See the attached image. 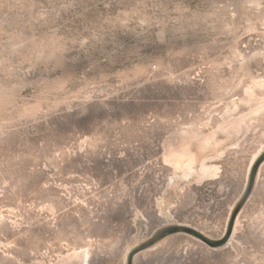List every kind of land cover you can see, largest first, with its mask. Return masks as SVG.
Segmentation results:
<instances>
[{"label": "rangeland", "instance_id": "obj_1", "mask_svg": "<svg viewBox=\"0 0 264 264\" xmlns=\"http://www.w3.org/2000/svg\"><path fill=\"white\" fill-rule=\"evenodd\" d=\"M157 3L0 0V264H264V0Z\"/></svg>", "mask_w": 264, "mask_h": 264}, {"label": "snow or ice", "instance_id": "obj_2", "mask_svg": "<svg viewBox=\"0 0 264 264\" xmlns=\"http://www.w3.org/2000/svg\"><path fill=\"white\" fill-rule=\"evenodd\" d=\"M186 3L188 4H192V7H181V8H177L175 9V11L180 14L181 16L183 15H187L190 19L193 20H198L201 19L205 10L211 6V7H215L214 5H210L209 0H186ZM86 2L83 5V7L86 8ZM121 7H123V5H120ZM154 6L159 7L161 9L165 8L166 6V0H158V3L155 4ZM62 7H67V5H62ZM246 34V33H245ZM194 38L199 40L201 37H199L198 34H193ZM239 45V37H237L234 41H233V52L234 55L241 61L243 62V57L240 56L239 51L237 50V47ZM208 51L207 48H201V52L206 54ZM255 55L253 54L252 56L249 57V60H254L255 59ZM261 56H264V53L260 54ZM262 63H264V61H262ZM256 70V65L253 64V71ZM262 71H264V69H262ZM262 83H264V77H262ZM57 155L59 156L60 154L57 153ZM121 156L124 157V154L121 153ZM137 183H139V181H137ZM45 187H47V185H45ZM237 211H239V209H237ZM226 215V213H225ZM232 220L235 221V215H233ZM16 227L15 223H11L9 224L8 222H4V223H0V230H4L7 232H11L14 228ZM229 231L231 232V226L229 228ZM242 236L241 234L238 232L237 234V239H241ZM30 240V237H25L23 234H21L20 237H17V242L20 244H25ZM0 247H4V246H0ZM7 248H11V249H15L16 248V244L13 243H9L6 245ZM231 249L229 250V252H220V251H214L211 250L209 248H201L199 249L197 255L199 256V261L198 264H234L232 258H231ZM5 255H7V253H4ZM12 259H15L14 257ZM236 259H239V257L237 256Z\"/></svg>", "mask_w": 264, "mask_h": 264}, {"label": "bare ground", "instance_id": "obj_3", "mask_svg": "<svg viewBox=\"0 0 264 264\" xmlns=\"http://www.w3.org/2000/svg\"><path fill=\"white\" fill-rule=\"evenodd\" d=\"M191 136L197 139L198 137H201V134L194 131ZM202 138H203L202 139L203 142L210 143L209 137L202 136ZM166 147H167L169 157H172V160L174 161L176 165H180V161L182 160H187L190 163H194L198 161L197 152L196 150H194L193 145L187 141V136H181L179 134H176L173 137L168 138L166 140ZM187 165L188 164L186 163V168H185L186 177L189 176V173H193V172H199L200 174H203V173L205 174L209 171L211 172L212 169H216L217 167V166L215 167L214 165L208 164L207 162H205V160L202 161L201 167L199 170L198 169L196 170L195 168L191 167V165L189 166L190 167L189 168L187 167ZM61 264H87V259H85L82 256L81 252L76 251L71 254H68L65 258H63L61 260Z\"/></svg>", "mask_w": 264, "mask_h": 264}, {"label": "water", "instance_id": "obj_4", "mask_svg": "<svg viewBox=\"0 0 264 264\" xmlns=\"http://www.w3.org/2000/svg\"><path fill=\"white\" fill-rule=\"evenodd\" d=\"M251 190V189H250ZM250 192V191H249ZM249 194V193H248ZM165 233H168V231H166ZM164 233V234H165ZM230 235V231L228 233V236ZM209 245L213 246V247H218V246H221L227 239H224V240H214V239H210V238H207L205 236H201ZM228 238V237H227ZM129 264H133L132 263V258H130V263Z\"/></svg>", "mask_w": 264, "mask_h": 264}]
</instances>
